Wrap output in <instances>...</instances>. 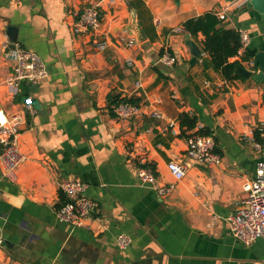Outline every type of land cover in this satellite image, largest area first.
<instances>
[{"label":"crops","instance_id":"crops-1","mask_svg":"<svg viewBox=\"0 0 264 264\" xmlns=\"http://www.w3.org/2000/svg\"><path fill=\"white\" fill-rule=\"evenodd\" d=\"M91 4L102 14L103 51L93 48L94 36L72 31L73 10ZM222 8V0H0V109L24 118L16 180L6 179L0 165V264H264V238L243 244L228 223L259 157L252 139L264 122V81L225 79L204 52L201 34L189 36L200 50L191 64L186 34L174 31ZM132 10L146 38L118 45L119 34L136 38ZM222 21L247 32L249 49L264 51V19L247 0L229 4ZM8 26L17 28L15 45L36 53L48 72L36 86L20 82L15 97L3 83L13 63ZM161 50L176 62H160ZM243 66L258 71L254 62ZM109 93L136 99L142 113L111 114ZM154 110L162 117L152 116ZM182 112L197 117L186 133ZM199 129L213 137L220 164L186 156L187 134ZM171 160L184 166L181 179L169 172ZM142 166L160 184L173 185L169 195L140 182ZM67 179L82 181L96 203L81 227L55 217L59 183ZM120 233L131 237L125 249L116 245Z\"/></svg>","mask_w":264,"mask_h":264},{"label":"built area","instance_id":"built-area-1","mask_svg":"<svg viewBox=\"0 0 264 264\" xmlns=\"http://www.w3.org/2000/svg\"><path fill=\"white\" fill-rule=\"evenodd\" d=\"M113 1L108 0V3H113ZM227 6L224 4V8L216 12L220 20L225 19ZM71 14L73 33L94 36L91 41L93 48L97 51L105 50L108 46V39L98 33L102 25V14L98 4L84 5L73 10ZM174 31L182 33L184 29L176 27ZM238 33L240 47L236 58H239L249 43V35L245 30L238 29ZM115 43L132 47L136 44V39L134 36L119 34L115 37ZM10 56L13 62L12 70L3 82L10 96L15 97L20 93V82L26 81L34 84L47 77L48 72L44 63L33 51L15 45V48L10 50ZM159 60L165 65H172L176 62V57L171 55L168 50H163ZM127 64L132 66L134 61L128 59ZM22 103L25 108L31 109V101L28 97H25ZM112 111L120 119H129L141 114L142 107L130 102H119L112 106ZM152 116L162 117L157 110L152 111ZM23 122L24 118L19 112L7 114L0 109V165L2 175L10 181L16 180L18 167L24 161V155L18 142ZM174 124L175 122H171L169 126L173 133H179L178 128L174 129ZM259 132L261 140L252 139L259 154L255 163L254 176L243 182L244 195L228 217L231 236L246 245L253 243L258 238H264V122L260 124ZM185 154L191 160L208 165H217L221 162L220 156L214 149L213 137L209 134L189 133L186 137ZM167 168L175 179H181L185 174L184 166L174 160L167 163ZM136 174L140 182L150 185L161 197L169 195L173 190L172 184H160L153 171L148 167L137 168ZM59 189L65 199L54 210L56 219L72 227L84 226L96 205L86 195V185L78 179H67L59 183ZM130 243L131 237L128 234L120 233L116 238V245L120 249L127 248Z\"/></svg>","mask_w":264,"mask_h":264},{"label":"trees","instance_id":"trees-1","mask_svg":"<svg viewBox=\"0 0 264 264\" xmlns=\"http://www.w3.org/2000/svg\"><path fill=\"white\" fill-rule=\"evenodd\" d=\"M182 27L184 33L190 37H196L198 34L203 36L202 45L204 52L210 56L212 66L219 70L227 80L243 78L242 74L237 70V65L243 66L244 61L254 62L253 57L256 52L248 47H246L239 58H236L240 47L238 30L226 27L223 21L217 17L215 11H207L198 16L191 17L182 23ZM162 52L163 50L160 51L161 54ZM254 67H256L255 62ZM107 102L111 114H114L112 106L119 102L137 104V100L134 98H119L112 93L107 95ZM178 118L181 133H186V131L195 128L197 123V117L195 115L182 112L179 113ZM195 133L208 134V131L199 129ZM254 137L257 141L261 140L259 130L254 132ZM60 196L62 202L58 206L64 201L62 193Z\"/></svg>","mask_w":264,"mask_h":264},{"label":"water","instance_id":"water-1","mask_svg":"<svg viewBox=\"0 0 264 264\" xmlns=\"http://www.w3.org/2000/svg\"><path fill=\"white\" fill-rule=\"evenodd\" d=\"M178 1V0H176ZM237 0H222L223 4L229 5L232 4ZM247 6L252 7L255 10H257L260 13V16L262 19H264V0H247ZM132 20L130 24V28L135 32L136 36V41H143L145 40L146 36L143 32L142 27L140 26V23L136 21V16H135V11L132 10ZM7 35L10 40V44L8 48L14 49L15 48V43L17 41V28L14 26H8L7 27ZM186 44L190 48V53L192 55V58L190 60V63L193 64L194 62L197 61V59L200 57V50L196 45L193 44V42L189 39V35L186 34ZM253 61L256 63L258 66V71L254 73L251 70H248L242 65H237V70L242 74L243 77L245 78H250L252 77L256 81H264V51H258L255 53L253 57ZM32 86H36L37 83L32 84Z\"/></svg>","mask_w":264,"mask_h":264}]
</instances>
